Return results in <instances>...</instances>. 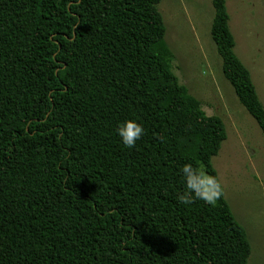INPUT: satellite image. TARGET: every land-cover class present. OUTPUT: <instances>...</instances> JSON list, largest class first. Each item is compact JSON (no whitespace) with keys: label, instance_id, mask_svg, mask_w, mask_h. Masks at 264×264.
Returning <instances> with one entry per match:
<instances>
[{"label":"trees","instance_id":"16d2710c","mask_svg":"<svg viewBox=\"0 0 264 264\" xmlns=\"http://www.w3.org/2000/svg\"><path fill=\"white\" fill-rule=\"evenodd\" d=\"M161 0H0V264H249L221 196L185 192V164L215 176L227 139L180 84ZM210 39L264 137V107L234 53L226 0ZM144 134L125 147L116 129Z\"/></svg>","mask_w":264,"mask_h":264},{"label":"rangeland","instance_id":"374dc122","mask_svg":"<svg viewBox=\"0 0 264 264\" xmlns=\"http://www.w3.org/2000/svg\"><path fill=\"white\" fill-rule=\"evenodd\" d=\"M226 7L234 53L249 71L264 107V0H226ZM158 10L180 84L206 116H217L225 125L227 139L211 165L222 197L246 232L248 263L264 264V137L222 75L209 34L211 0H161Z\"/></svg>","mask_w":264,"mask_h":264},{"label":"clouds","instance_id":"9594fccd","mask_svg":"<svg viewBox=\"0 0 264 264\" xmlns=\"http://www.w3.org/2000/svg\"><path fill=\"white\" fill-rule=\"evenodd\" d=\"M144 131V128L135 120H125L116 129L122 144L127 148L135 146ZM181 173L185 192L178 197L179 203L189 205L194 199H199L211 205L221 196V185L215 176L206 174L192 164H185Z\"/></svg>","mask_w":264,"mask_h":264}]
</instances>
